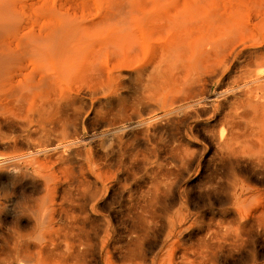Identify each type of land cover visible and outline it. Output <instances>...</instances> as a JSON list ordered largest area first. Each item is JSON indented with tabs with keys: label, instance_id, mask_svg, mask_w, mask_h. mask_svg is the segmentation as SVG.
<instances>
[{
	"label": "bare ground",
	"instance_id": "obj_1",
	"mask_svg": "<svg viewBox=\"0 0 264 264\" xmlns=\"http://www.w3.org/2000/svg\"><path fill=\"white\" fill-rule=\"evenodd\" d=\"M1 1L0 264H176L183 232L168 262L108 251L110 183L144 161L161 174L139 193L120 190L115 213L132 242L174 192L185 203L175 189L196 152L181 139L197 128L213 169L264 173V0H47L29 4V25L18 15L13 30L16 2ZM99 152L120 164L99 163ZM176 217L186 219L181 207Z\"/></svg>",
	"mask_w": 264,
	"mask_h": 264
},
{
	"label": "rangeland",
	"instance_id": "obj_2",
	"mask_svg": "<svg viewBox=\"0 0 264 264\" xmlns=\"http://www.w3.org/2000/svg\"><path fill=\"white\" fill-rule=\"evenodd\" d=\"M45 1L47 3V0H22V2L15 0L16 3L13 4V7H10V2L7 7H10L11 12L12 10H15L14 12L18 10L16 14H19L11 15L7 8L10 12H8L10 14L8 16L13 17L10 20V17L8 18L5 12L6 19L12 21H7L11 28L8 27L13 30L18 25L16 19H21L22 23L19 22V27L28 26L32 15L30 12H33L29 4L33 3L34 7L36 4L37 6L39 4V6H44L46 4ZM25 3L28 4L25 5ZM2 4L1 6H4ZM14 5L17 6L15 7ZM47 5H49V2ZM27 7L31 9H27ZM2 10L5 11L4 9ZM2 10L1 13L3 12ZM26 12L30 15L28 16ZM22 14L24 16L25 14L27 15L24 17ZM18 15H21V18L18 19L16 17ZM5 20L4 22H6ZM13 22L16 24H13ZM1 23L3 24V22ZM9 28L6 30L7 33L11 32ZM212 87L211 85L207 86V94L209 96L213 95ZM198 129V132H195L196 135L190 136L189 139H181L182 144L185 141L183 148H188L189 146V150L192 149L196 152L194 162L192 161L189 165L190 167L181 173V175L183 174L182 176L178 177L179 183H177L175 189L176 191L177 189L185 190L183 198L185 203H180L177 193L174 192L172 197L174 204L161 211L163 218H158L151 222L150 227L153 230L149 234L140 235L138 239L128 242L125 230L129 227V224H122L115 212L119 208L124 209L123 204L125 203L126 193L120 191L122 186L132 184L133 193L136 194L151 185L150 179L155 182L160 181L162 178L161 174L151 170L149 162L144 161L140 162L129 175L120 177V184L110 183L115 186L110 197V202L114 209L111 211V225L116 229L117 233L115 232V239L113 238L110 242L108 251L114 253L115 256L119 251L123 250L141 253L147 257L158 255L159 261L161 259V262L163 260L168 262L171 252H174V247L170 246V242L176 241L178 233L183 232L178 242L180 249L172 254L173 263H182L180 260L186 249L185 257H187L189 264H264V173L249 165L235 168L234 165L228 162L222 167H218L217 170L213 169L212 144L208 138H204L199 133L200 129ZM96 145L97 143L91 147L99 151L96 149ZM204 145L207 147L205 153H203ZM0 153L7 152L0 150ZM98 157L100 159H97ZM95 159L101 164L106 163L107 165L112 164L115 166L120 164V159H115L114 155L109 152L105 155L99 152ZM198 162L201 163L200 166H198ZM216 175H218L217 178ZM124 178H128L127 181H123L125 180ZM149 182L150 184L148 185ZM214 182L217 183L215 184ZM180 207L181 212L186 214V219L183 221H179L176 217ZM102 213H106L105 210ZM169 217H173V219L170 220ZM169 233L175 236L171 240L166 238ZM235 234H240L241 240L234 242L233 236ZM99 237L100 235L93 242L94 251L96 252L100 248ZM111 249L114 250L112 251ZM113 263L119 264L116 259Z\"/></svg>",
	"mask_w": 264,
	"mask_h": 264
},
{
	"label": "clouds",
	"instance_id": "obj_3",
	"mask_svg": "<svg viewBox=\"0 0 264 264\" xmlns=\"http://www.w3.org/2000/svg\"><path fill=\"white\" fill-rule=\"evenodd\" d=\"M40 241L39 240H34L33 243H39Z\"/></svg>",
	"mask_w": 264,
	"mask_h": 264
}]
</instances>
